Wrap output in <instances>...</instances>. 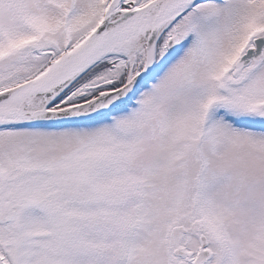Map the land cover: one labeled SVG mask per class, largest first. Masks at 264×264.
I'll return each mask as SVG.
<instances>
[{"label": "snow or ice", "instance_id": "obj_1", "mask_svg": "<svg viewBox=\"0 0 264 264\" xmlns=\"http://www.w3.org/2000/svg\"><path fill=\"white\" fill-rule=\"evenodd\" d=\"M0 264H264V0H0Z\"/></svg>", "mask_w": 264, "mask_h": 264}]
</instances>
